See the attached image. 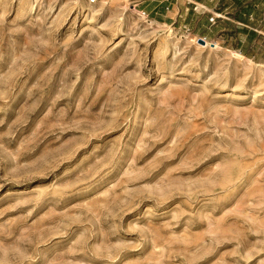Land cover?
<instances>
[{"label": "rangeland", "instance_id": "obj_1", "mask_svg": "<svg viewBox=\"0 0 264 264\" xmlns=\"http://www.w3.org/2000/svg\"><path fill=\"white\" fill-rule=\"evenodd\" d=\"M139 10L0 0V264H264V28Z\"/></svg>", "mask_w": 264, "mask_h": 264}, {"label": "crops", "instance_id": "obj_2", "mask_svg": "<svg viewBox=\"0 0 264 264\" xmlns=\"http://www.w3.org/2000/svg\"><path fill=\"white\" fill-rule=\"evenodd\" d=\"M138 6L144 8L151 22L170 25L179 30L188 28L198 35L205 32L210 36L226 40L227 30L235 29L236 39L246 40L247 32L238 24L249 27L260 35L257 28H264V0H136ZM213 10L214 12H211ZM217 14L213 23H209L211 14ZM217 31H213L215 28ZM207 30V32H206ZM259 33V34H258ZM200 36V35H198ZM232 39V37H231ZM209 40V39H208ZM214 41V40H212ZM216 41V40H215Z\"/></svg>", "mask_w": 264, "mask_h": 264}, {"label": "built area", "instance_id": "obj_3", "mask_svg": "<svg viewBox=\"0 0 264 264\" xmlns=\"http://www.w3.org/2000/svg\"><path fill=\"white\" fill-rule=\"evenodd\" d=\"M88 2L90 4H93V3L96 2V0H88ZM139 8H140L139 16L142 18V20H144L145 23L150 22V17H149L148 12L144 8H141L140 6H139ZM217 17H218L217 14H211L209 16V18H208L209 23H213L214 19H216ZM183 31L188 32L189 29L188 28H184ZM202 37L204 38V36H202ZM202 37L201 36H197L196 37L197 41L200 40V39L202 40Z\"/></svg>", "mask_w": 264, "mask_h": 264}, {"label": "bare ground", "instance_id": "obj_4", "mask_svg": "<svg viewBox=\"0 0 264 264\" xmlns=\"http://www.w3.org/2000/svg\"><path fill=\"white\" fill-rule=\"evenodd\" d=\"M87 10H88V12L90 11V9L87 7ZM151 22V21H150ZM149 23V22H148ZM147 23V24H148ZM153 23V21L151 22V23H149V24H152ZM202 37V36H201ZM202 40H203V43H201V42H199V41H197V38H195V41H197L198 43H200V44H204V42L206 43V46L207 47H209V48H217L218 46H217V42L216 41H212V40H209V41H207V39H206V37H202ZM233 53V55L236 57V58H240V59H244L245 57L243 56V55H241L239 52H232ZM249 60V59H248ZM251 61V60H250ZM249 61V62H250Z\"/></svg>", "mask_w": 264, "mask_h": 264}, {"label": "water", "instance_id": "obj_5", "mask_svg": "<svg viewBox=\"0 0 264 264\" xmlns=\"http://www.w3.org/2000/svg\"><path fill=\"white\" fill-rule=\"evenodd\" d=\"M198 41H199V42H201V43H203V40H201V39H200V40H198Z\"/></svg>", "mask_w": 264, "mask_h": 264}]
</instances>
